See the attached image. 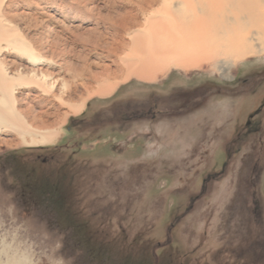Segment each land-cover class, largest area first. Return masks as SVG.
<instances>
[{
    "label": "rangeland",
    "instance_id": "obj_1",
    "mask_svg": "<svg viewBox=\"0 0 264 264\" xmlns=\"http://www.w3.org/2000/svg\"><path fill=\"white\" fill-rule=\"evenodd\" d=\"M161 1L0 0L1 78L32 68L50 47L68 76L85 63L110 72L90 81L83 110L48 146L24 145L0 123V222L24 224L52 264H264V87L253 98L211 89L263 70L264 38L251 42L255 53L229 58V80L217 70L222 54L186 69L153 65V76L134 51ZM15 84L8 99L24 119L65 111Z\"/></svg>",
    "mask_w": 264,
    "mask_h": 264
},
{
    "label": "bare ground",
    "instance_id": "obj_2",
    "mask_svg": "<svg viewBox=\"0 0 264 264\" xmlns=\"http://www.w3.org/2000/svg\"><path fill=\"white\" fill-rule=\"evenodd\" d=\"M155 1L141 0L140 4L150 8ZM251 2L260 5L264 0H162L160 5L163 14L159 19L148 16L145 47L134 53L142 59L145 69H149L153 76V65H160L159 69L163 70L164 65L174 63L186 69L199 66L202 62L212 61L216 64L212 59L222 54L223 59L216 64L217 70L221 77L229 80V58L239 59L250 52L255 53L251 49V42L258 40L255 36L264 38V10L252 11L254 6H250ZM251 22L259 29L253 36L249 30ZM43 53L42 56L37 54L34 57L35 61H39L37 67L31 64L32 68L21 73H12L7 78L0 77V91L4 93L0 97V103L6 105V114L0 113V123L14 125L24 145L39 148L55 142L67 117L83 110V97L92 91L91 83L110 74L105 66L96 64L91 69V65L85 63L84 66L81 65L80 72L73 69V72H78L76 76L69 77L63 72V68L69 72L72 71L71 66L62 63L61 67L57 64L54 48H45ZM141 71H144L143 67ZM78 75L82 76L80 80ZM15 82L20 86L34 88L39 93L36 97L40 101L45 102L40 97L44 95L50 98L48 101L52 106H55L56 101L61 102L66 105L65 111L58 113L57 110L54 120L50 122L47 118L40 119V116L24 119L14 111L11 100L8 99L7 90L12 86L16 87ZM59 107L58 105L57 109Z\"/></svg>",
    "mask_w": 264,
    "mask_h": 264
},
{
    "label": "clouds",
    "instance_id": "obj_3",
    "mask_svg": "<svg viewBox=\"0 0 264 264\" xmlns=\"http://www.w3.org/2000/svg\"><path fill=\"white\" fill-rule=\"evenodd\" d=\"M0 264H52L45 242L34 238L29 229L18 222H0ZM55 264H65L63 257Z\"/></svg>",
    "mask_w": 264,
    "mask_h": 264
},
{
    "label": "flooded vegetation",
    "instance_id": "obj_4",
    "mask_svg": "<svg viewBox=\"0 0 264 264\" xmlns=\"http://www.w3.org/2000/svg\"><path fill=\"white\" fill-rule=\"evenodd\" d=\"M212 92L216 96H239L244 98H253L258 95L260 89L264 87V69L258 70L257 73L251 74L246 73L238 76L237 78L234 77V81L231 84H216L211 85ZM204 97H208L211 93L210 90H204L203 91ZM201 95V98L203 97ZM257 105V114L261 116L262 119H264V94L262 97H260ZM197 101V100H196ZM200 101V100H199ZM203 101V98L201 99ZM200 101V102H201ZM193 103L192 100H189L188 102L185 101V104L182 105V107L178 108V111L180 112L181 109L184 110V108L187 106V104ZM128 118V117H127ZM87 119H94L93 117H88ZM104 119H123L122 116H111L109 118Z\"/></svg>",
    "mask_w": 264,
    "mask_h": 264
}]
</instances>
